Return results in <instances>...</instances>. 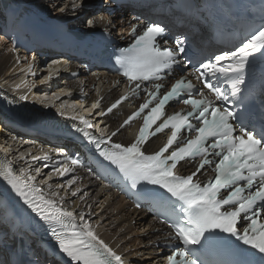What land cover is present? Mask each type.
Masks as SVG:
<instances>
[{
	"label": "snow or ice",
	"instance_id": "1",
	"mask_svg": "<svg viewBox=\"0 0 264 264\" xmlns=\"http://www.w3.org/2000/svg\"><path fill=\"white\" fill-rule=\"evenodd\" d=\"M86 2L87 0H70L69 4L60 0V3H53V10L61 14L69 8L78 12ZM105 10L109 16L112 15L111 7ZM261 18L264 20V16ZM104 19L103 16L90 14V18L83 23L87 28L93 29ZM133 19L138 20L139 17ZM139 27L137 24L132 25L134 42L129 47L120 49L115 56V64L122 69V76L129 81L133 93L144 82L160 81L162 72H172L174 66L180 64L179 57L187 52L186 38L177 37L174 47L167 46L169 41L165 26L146 24L142 32H138ZM256 53L264 57V23L249 33L247 42L236 50L224 51L198 62L187 76L181 70L180 77L175 79L171 89L162 97L159 93L164 85L154 83V90H148L151 99L142 103L139 110L124 120L110 136H95L91 131L92 124L83 117L79 118L75 127V131L81 133L87 143L96 149L100 158L96 161L99 167L108 169L114 166L117 177L125 185L122 190L137 198L136 206L147 204L157 216L162 217V222L169 224L172 233L166 238L167 242L183 243L184 248L167 256V264H207L198 257L224 241L225 238L220 233L229 234L236 241L249 246L241 249L234 242L237 254L241 257L235 264H264V134L257 138L254 131L250 130L256 127L257 122L264 130V107L254 112L249 107L254 96L246 95L241 88L246 83V66L253 63ZM63 63L67 70L68 62ZM28 67L30 69L31 64ZM52 76L53 72L49 71L41 83ZM188 76L194 77L200 87L196 88ZM222 77L231 82L230 90L221 87ZM193 89H196L195 92ZM261 91L264 92V85ZM19 99L23 101L28 97L21 95ZM125 99L126 96L120 97L106 110L101 109V101L97 100L89 111L100 109L98 115L105 117L113 113ZM181 100L184 105L190 106V110L168 116L157 124L165 106ZM154 101L155 106L150 107ZM231 102L244 104V111H234L230 106ZM145 112L143 125L134 142L125 146L112 140L120 128L129 125L130 121ZM169 128L171 134L167 137V142L149 154L146 143ZM192 132H195V136L185 139ZM62 155L63 166L54 168L59 176L74 171V166L82 165L78 156L67 152ZM210 157L219 158L218 162ZM43 158L48 159L47 155ZM196 158H200V162L191 174L181 175L175 172L180 162L188 163ZM18 159L23 160L24 154L21 153ZM213 165L216 175L212 180L203 184L194 181V177L203 174L202 170L206 166ZM30 168L29 164L17 173L12 168V162L5 158V166L0 175L35 214L37 222L46 226L55 242L54 255L66 257L71 264H127L120 254L96 234L85 218V212L69 210L65 198L55 190L44 193L35 183L36 176L30 174ZM35 171L37 175L40 174L39 168ZM96 175L100 178L99 171ZM74 183V180H69V188ZM47 187L52 189L53 185L47 184ZM55 187L64 186L57 184ZM79 192L80 188L77 187L71 191V195L75 197ZM239 219L248 223L238 231Z\"/></svg>",
	"mask_w": 264,
	"mask_h": 264
},
{
	"label": "bare ground",
	"instance_id": "2",
	"mask_svg": "<svg viewBox=\"0 0 264 264\" xmlns=\"http://www.w3.org/2000/svg\"><path fill=\"white\" fill-rule=\"evenodd\" d=\"M90 1L96 3V0ZM39 2L42 3L41 0H36L38 7L44 8L43 10H50L53 8V6H51L48 9V4H40ZM52 2L60 3V0H54ZM63 2L70 4V0H63ZM84 12L85 9L73 12L69 8V10L65 12L64 19L68 20L70 23H75L79 14ZM104 18L105 19L97 26L105 27L107 30L111 31V33L116 30V27H122L121 22L113 20L112 17ZM83 21L82 18H78L79 24H81V22L83 23ZM2 37L3 36L0 33V39ZM1 44L2 43H0V46H2ZM26 66L27 63H25L22 58L14 52L7 48L0 51V84L3 86L2 91L7 93L5 97L12 100L16 105L32 111V105L19 99L21 95H26L34 104H40L36 92L32 88L33 86H29L23 82L24 77L27 78L28 76H31L32 81L35 79L32 73L26 70ZM34 71L35 68L33 69V72ZM17 72H20V74H16ZM39 75L42 76V73H39ZM84 81H86L85 84H83ZM94 82L95 79L90 75H81L79 79H75L72 82H66L65 85L83 90L86 88L89 89L86 86H90ZM7 84H10L13 88L17 89V92L12 93ZM17 85H21V87L18 88ZM59 87L60 86L57 88ZM26 88H28V90ZM57 88L51 87V91H54ZM113 97H115L114 93L110 95V98ZM125 112V108H122L120 111L112 114L110 124L114 126V129L120 125L121 117ZM12 129L13 132L10 134H1L0 141L5 143V146L6 144L9 145L6 153L19 163L17 165L12 164V168L17 173H19L21 168H26L30 164V174L34 176L36 174L35 169L39 168L40 177L36 178L35 183L41 187L43 192L48 194L55 190L61 197L65 198L66 206L69 210L85 212L87 214L85 218L91 223L95 232L102 239L121 253H125V251L129 250L131 251L127 254L128 259L136 256L142 257L138 258V261L133 264H158L160 262L162 254L167 250V248L162 249L159 243L160 240H162L161 242H164L163 239L166 237V231L161 225L157 224L147 213L127 207L122 198L119 199L108 189L99 187L97 179H95L92 174L84 173L80 169H76L64 176H59L54 171L55 164L61 161L60 155L56 154L57 147L50 144L42 135L39 136V139L41 140L40 142L23 140L22 134L25 132L19 131L15 128ZM0 132L3 133L1 129V121ZM123 135H125V133H122L121 136ZM13 137L18 138V140L13 139ZM21 153L24 154L23 160L18 159ZM45 155H47L48 159L43 158ZM33 157H37V159L34 160L32 159ZM44 177H47V179L51 181L47 182V180H44ZM69 180L75 181V183L71 185V188L68 186ZM47 184H52L53 188L49 189ZM57 184L63 185L64 187L56 188L55 186ZM77 187L80 188V192L73 197L71 191L75 190ZM63 189H67V193H64ZM0 193H2L1 188ZM67 196L69 198H67ZM81 196H83V199H81ZM103 207L104 209L101 217L106 218L108 222L105 223L104 226L99 227L100 224L98 226L97 221L93 222L91 218L97 214L94 213V211H101ZM131 236H133V240L130 239ZM138 243L139 245H137ZM136 245L141 246L140 250H136ZM134 250L136 251L134 252Z\"/></svg>",
	"mask_w": 264,
	"mask_h": 264
},
{
	"label": "rangeland",
	"instance_id": "3",
	"mask_svg": "<svg viewBox=\"0 0 264 264\" xmlns=\"http://www.w3.org/2000/svg\"><path fill=\"white\" fill-rule=\"evenodd\" d=\"M47 1H48L49 3H45V4H48V9H49L51 6H53V2H52V1H54V0H47ZM47 1H46V2H47ZM50 2H52V3H50ZM43 3H44V2H43ZM51 9H52V11H53V8H51ZM51 9H50V10H51ZM53 12H54V14H56L57 11H53ZM116 21H117V22H121V19H120V20H117V19H116ZM116 28H117V27H116ZM82 29H84V31H85V30H87V27L84 25V26H82ZM2 49H3V47L0 46V51H1ZM38 73H41V72H38ZM16 74L19 75L20 72H17ZM31 78H32V77H31ZM31 78H29V82H30V83L32 82ZM34 80H35V79H34ZM34 80H33V81H34ZM27 81H28V80H27ZM1 127H2V123H1ZM41 173H42V172H41ZM36 174H37V173H36ZM36 174H35V175H36ZM35 175H34V176H35ZM39 177H40V175L38 176V178H39ZM36 178H37V177H36ZM46 180H47V179H46ZM50 181H51V180H50ZM47 182H49V181H47ZM63 190H64V191H63L64 193H67V192H66L67 189H66V190L63 189ZM67 198H69V197L67 196ZM103 209H104V207L101 209V211H98V210H97L98 212H97V211H94V213H97V214H95V215L91 218L93 222H96V221H97V225H98V226H99V224H100L99 227L104 226V224L108 222V220H107L106 218H104V217L102 218V217H101V214H102V212H103ZM100 222H102V223H100ZM132 225H133V221H132ZM134 226H135V225H134ZM125 229H126V228H125ZM142 235H143V234H142ZM130 239L133 240V236H131ZM133 242H134V241H133ZM134 243H135V242H134ZM137 245H139V243H138ZM137 245L135 246V247H136V250H140L141 246H137ZM136 250H135V251H136ZM135 251H134V252H135ZM138 258H142V257H139V256H138Z\"/></svg>",
	"mask_w": 264,
	"mask_h": 264
}]
</instances>
